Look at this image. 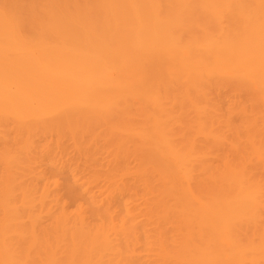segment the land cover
Returning a JSON list of instances; mask_svg holds the SVG:
<instances>
[{"label": "rangeland", "instance_id": "rangeland-1", "mask_svg": "<svg viewBox=\"0 0 264 264\" xmlns=\"http://www.w3.org/2000/svg\"><path fill=\"white\" fill-rule=\"evenodd\" d=\"M17 2L26 11L51 4L67 12L88 0L0 5ZM188 23L189 37L215 31L203 16ZM157 83L160 107L131 97L107 112L25 128L0 122V240L19 264H198L200 227L183 208L228 196L239 179L259 198L232 222V239L247 264H264V86L236 77L201 87L173 77ZM156 125L187 155L188 175L149 137ZM79 211L83 224L75 222ZM111 217L115 233L94 238Z\"/></svg>", "mask_w": 264, "mask_h": 264}, {"label": "bare ground", "instance_id": "bare-ground-1", "mask_svg": "<svg viewBox=\"0 0 264 264\" xmlns=\"http://www.w3.org/2000/svg\"><path fill=\"white\" fill-rule=\"evenodd\" d=\"M198 16L215 31L189 37L188 21ZM163 77L198 87L225 77L264 86V0H88L67 12L51 4L31 11L21 2L0 5V122L25 128L61 114L107 112L131 97L160 107ZM149 137L189 172L187 155L159 126ZM230 187L226 197L183 208L187 222L200 227L193 244L198 264L250 261L236 247L231 224L253 212L258 191L240 179ZM133 214L128 208L135 220ZM75 216L84 223L82 211ZM111 220L94 238L108 241L117 227ZM0 255V264H19L3 240Z\"/></svg>", "mask_w": 264, "mask_h": 264}]
</instances>
